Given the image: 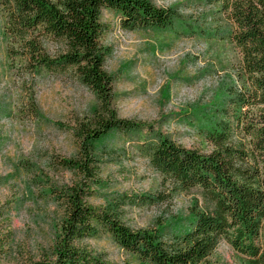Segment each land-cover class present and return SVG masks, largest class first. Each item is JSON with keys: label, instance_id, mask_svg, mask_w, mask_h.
Listing matches in <instances>:
<instances>
[{"label": "rangeland", "instance_id": "1", "mask_svg": "<svg viewBox=\"0 0 264 264\" xmlns=\"http://www.w3.org/2000/svg\"><path fill=\"white\" fill-rule=\"evenodd\" d=\"M151 1L174 7L176 25L130 29L113 10L102 13V40L109 52L105 70L114 79L111 108L120 119L144 127L117 131L93 147L94 179L61 160L79 156L77 132L92 118L98 96L73 71L37 73L11 59L0 11V213L11 219L0 264L55 261L67 238L68 194L79 186L92 189L86 198L92 205L118 212L133 229H161L167 239L187 227L193 208L203 206L198 189L184 190L155 168L148 144L161 132L210 153L213 145L201 128L234 123L229 96L239 87L241 55L222 37L230 24L216 0ZM57 48L48 45L52 53ZM72 243L91 252L97 264L140 263L101 225ZM201 264L241 261L223 240Z\"/></svg>", "mask_w": 264, "mask_h": 264}, {"label": "trees", "instance_id": "2", "mask_svg": "<svg viewBox=\"0 0 264 264\" xmlns=\"http://www.w3.org/2000/svg\"><path fill=\"white\" fill-rule=\"evenodd\" d=\"M216 2L230 24L228 35L222 37L230 39L241 55L239 87L229 96L228 113L234 123L201 128L213 145L210 153L177 144L161 132L148 144L155 168L184 190L198 189L203 206L193 208L187 227L167 239L161 229H133L118 212L92 205L86 199L92 189L79 186L68 194L67 238L55 261L33 264H97L91 252L72 242L95 233L98 225L139 264H201L223 240L241 264H264V0ZM104 9L116 12L130 29H168L179 21L174 7L156 6L151 0H0L8 56L37 73L73 71L100 100L92 118L77 132L82 139L79 156L61 160L89 179L96 177L91 154L97 143L117 131L144 127L120 119L111 108L114 79L105 70L109 52L102 40ZM50 44L58 46L55 53L48 49ZM0 221L5 224L0 246L5 248L10 216L2 212Z\"/></svg>", "mask_w": 264, "mask_h": 264}]
</instances>
